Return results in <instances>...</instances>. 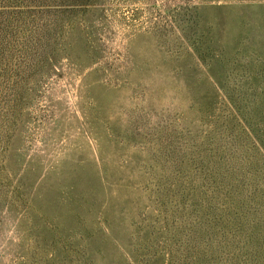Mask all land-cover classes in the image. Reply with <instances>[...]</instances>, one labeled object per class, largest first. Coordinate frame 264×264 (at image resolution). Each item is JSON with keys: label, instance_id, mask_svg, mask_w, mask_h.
Instances as JSON below:
<instances>
[{"label": "rangeland", "instance_id": "1", "mask_svg": "<svg viewBox=\"0 0 264 264\" xmlns=\"http://www.w3.org/2000/svg\"><path fill=\"white\" fill-rule=\"evenodd\" d=\"M0 264H264V0H0Z\"/></svg>", "mask_w": 264, "mask_h": 264}]
</instances>
